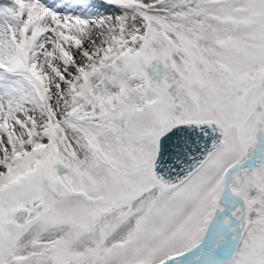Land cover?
I'll use <instances>...</instances> for the list:
<instances>
[{"label": "snow or ice", "instance_id": "snow-or-ice-1", "mask_svg": "<svg viewBox=\"0 0 264 264\" xmlns=\"http://www.w3.org/2000/svg\"><path fill=\"white\" fill-rule=\"evenodd\" d=\"M104 3L0 4V264H264V0Z\"/></svg>", "mask_w": 264, "mask_h": 264}, {"label": "rangeland", "instance_id": "rangeland-1", "mask_svg": "<svg viewBox=\"0 0 264 264\" xmlns=\"http://www.w3.org/2000/svg\"><path fill=\"white\" fill-rule=\"evenodd\" d=\"M10 0H0V4H5V3H9ZM74 0H62L58 3H66V4H71L73 3ZM56 2H54L55 4ZM90 5L89 8L92 10V14L96 15V14H102V13H107V12H111L113 11L112 6H108L104 3V0H90ZM72 10V9H69ZM81 10V6L77 5L76 7V11H80ZM84 11H88V9H84Z\"/></svg>", "mask_w": 264, "mask_h": 264}]
</instances>
